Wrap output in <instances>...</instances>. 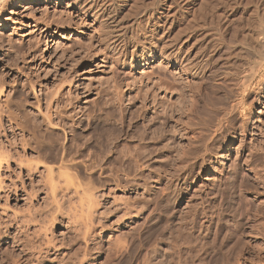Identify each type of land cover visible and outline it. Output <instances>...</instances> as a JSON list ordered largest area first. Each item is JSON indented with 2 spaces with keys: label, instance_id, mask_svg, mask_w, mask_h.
<instances>
[{
  "label": "rangeland",
  "instance_id": "374dc122",
  "mask_svg": "<svg viewBox=\"0 0 264 264\" xmlns=\"http://www.w3.org/2000/svg\"><path fill=\"white\" fill-rule=\"evenodd\" d=\"M102 1L126 24L116 52L85 12L88 0H5L0 6V109L14 114V130L4 116L7 131L0 130V156L11 157L10 166L0 167V264H264V64L246 97L250 110L240 115V91L223 75L226 60H209L205 74L191 80L159 55L149 61L130 56L160 25L163 0ZM191 1L171 0L174 20L166 30L190 42L210 31L200 36L207 55L241 5L264 19V0ZM23 114H50V129L60 114L65 129L32 136L19 129ZM227 118V134H219ZM113 137L109 144L116 147L93 160ZM85 138L93 142L80 156L75 152ZM54 146L60 153L69 149L71 160L49 159Z\"/></svg>",
  "mask_w": 264,
  "mask_h": 264
},
{
  "label": "bare ground",
  "instance_id": "6f19581e",
  "mask_svg": "<svg viewBox=\"0 0 264 264\" xmlns=\"http://www.w3.org/2000/svg\"><path fill=\"white\" fill-rule=\"evenodd\" d=\"M76 1V0H75ZM109 1V0H108ZM119 1V0H118ZM183 2L184 1H191V0H182ZM202 1V0H201ZM201 1H199V2H201ZM206 1V3H207V0H205ZM204 1V2H205ZM211 1V0H210ZM215 1V0H214ZM233 1V0H232ZM231 1V2H232ZM248 1V0H247ZM2 2H5V0H0V6H2V4H4V3H2ZM110 2V1H109ZM153 2V1H152ZM162 2H164L165 3V7H166V9L164 10V11H162L161 12V18H162V20H161V23H160V21H159V23H160V25H158L157 26V28L156 29H154V31H153V33L151 34V36H149L150 37V40L149 41H147V43L145 44V45H143V44H136V45H134L133 47H132V50L130 51V56H133V55H136V57H138L140 60H142V61H149V60H152L156 55H159V57H161V59L162 58H164V59H166L167 61H168V63H173L174 65H176L178 68H179V70L180 71H182V73H184L186 76H188V77H190V79L192 80V79H194V78H198L199 79V77L200 76H202L203 75V73H204V69L206 68V65L209 63V60H211L212 59V61H213V63H214V58H215V60L217 61L219 58H221L222 59V61H224V60H226L227 62V68L228 69H226L227 71H225L224 73H223V75L226 77V79L228 80V79H231V81H235L234 83H235V86L238 88V90L240 91V94H239V97H240V101H238V104L236 105V108H238V109H240L239 110V112H240V115L242 114L243 115V112H245V114H244V116L245 115H247L246 114V112L248 111V110H250V102H252L251 101V99L249 98V100H250V102H248L247 103V101H246V97L249 95V92H250V86L252 85V83H253V81L255 80V78H256V76H258L259 75V72H260V67H262L263 66V64H264V19H262V18H258V17H256V16H253V12H252V14H249V13H251L250 11L248 12V9L247 8H245V6H243V5H241L240 7H238L237 8V10L235 11L234 10V14H233V12H232V14H231V16H230V23H229V25H227L228 27H227V29H226V31H225V33L223 34V35H221L222 36V38H220L221 39V41L219 42V45H217V43H216V45L218 46V47H215V45L214 46H211V47H215L216 49H214V51H212L213 52V54H211L210 55V53L209 52H207V53H209L208 55L204 52V49H202L203 48V46H202V48H200V46L199 45H201L202 44V42H201V40L203 39L202 37H200L201 35H205V34H207V33H209L208 31H207V33H205V32H203V33H205V34H202L201 32V34H196L197 36L196 37H193V39H192V42H190V41H184L185 39H183L182 38V41H181V39L179 38V35L181 34L180 32H176V30H175V33H178L179 35H174V36H172V37H170L171 35H168V29H170L169 27L172 25V22H173V20H174V8L172 7V2H171V0H163ZM174 2L175 3H178L177 2V0L175 1L174 0ZM173 2V3H174ZM192 2V1H191ZM194 2V1H193ZM192 2V3H193ZM217 2V1H216ZM219 2V1H218ZM223 2H226V1H224L223 0ZM251 1H249V3H250ZM254 2V1H253ZM156 3V2H155ZM174 3V4H175ZM202 3V2H201ZM206 3H204V5H207ZM209 3V2H208ZM215 3V2H214ZM227 3V2H226ZM234 3V2H233ZM239 3V2H238ZM237 3V4H238ZM243 3H245V2H243ZM108 4V3H107ZM106 4V2H104V1H102V0H88V3H86V4H84L83 6L86 8V9H84L85 10V12H88L89 13V15L94 19V20H96L99 24H100V28L102 29L101 30V32L103 33L102 34V39L105 41V42H107V44H108V47H109V49H110V51H113V52H116V51H118L119 49H120V47H121V42L123 41V38H124V36H123V34H124V32H125V29H126V24L122 21V18L120 19H118V20H116V19H113L112 18V14H110V12H109V6ZM142 4V3H141ZM216 4V3H215ZM224 3H222V5H223ZM229 4V3H228ZM248 4V3H247ZM253 4V3H252ZM112 5V4H111ZM149 5V4H148ZM203 4H202V6H204ZM246 5V4H245ZM255 5V4H254ZM259 5V4H258ZM80 6H82V5H80ZM130 6H133V5H130ZM155 6V5H154ZM181 6V5H180ZM198 6H199V4H198ZM211 6H212V4H211ZM224 6V5H223ZM229 6H231V5H229ZM3 7V6H2ZM176 7V6H175ZM178 7V6H177ZM196 7H197V5H196ZM214 7V9H215V6L213 5L212 6V8ZM228 7V6H227ZM226 7V8H227ZM235 7V6H234ZM254 7V6H253ZM115 8H120V4H115ZM136 8V7H135ZM200 8V7H199ZM198 8V9H199ZM1 9V8H0ZM113 9V8H112ZM176 9V8H175ZM179 9V8H178ZM208 9V8H207ZM209 9H210V7H209ZM213 9V10H214ZM219 9V8H218ZM228 9V8H227ZM233 9V8H232ZM247 9V10H246ZM200 10V9H199ZM81 11H82V8H81ZM127 11H129V9L127 10ZM193 11V10H192ZM206 11V10H205ZM210 10H208V12H209ZM211 11H212V9H211ZM223 11V10H222ZM227 11V10H226ZM231 11V10H230ZM255 11V10H254ZM83 12V11H82ZM137 12H138V10H137ZM159 12V11H158ZM177 12V11H176ZM200 12V11H199ZM198 12V13H199ZM178 13V12H177ZM197 14V13H196ZM202 14V13H201ZM207 14V13H206ZM218 14V13H217ZM221 14H222V12H221ZM112 15V16H111ZM209 15V14H208ZM227 15H228V13H227ZM264 15V14H263ZM138 16V15H137ZM199 16V15H198ZM215 16V15H214ZM218 16V15H217ZM222 16H223V14H222ZM127 17V16H126ZM157 17V16H156ZM176 17V16H175ZM209 17V16H208ZM256 17V18H255ZM261 17H262V15H261ZM101 18V19H100ZM116 18V17H115ZM160 18V19H161ZM211 18V17H210ZM216 18V17H215ZM214 18V19H215ZM220 18V17H219ZM225 18H227L226 16H225ZM224 18V19H225ZM129 19V18H128ZM201 19V18H200ZM224 19H223V21H224ZM126 20V19H125ZM208 21H209V18L207 19ZM219 20V19H218ZM217 19H216V21H218ZM226 20V19H225ZM205 21V20H204ZM207 21V22H208ZM157 22V21H156ZM192 22V21H191ZM206 22V21H205ZM204 22V23H205ZM229 22V21H228ZM159 23H157V24H159ZM211 23H212V18H211ZM221 23V22H220ZM228 24V23H227ZM129 25V24H128ZM208 25H209V23H208ZM213 25V24H212ZM163 26H165V28L163 29ZM182 26V25H181ZM201 26V25H200ZM166 27H167V30H166ZM202 27V29H205V28H203V26H201ZM200 27V28H201ZM226 27V26H225ZM196 28H197V26H196ZM199 28V27H198ZM180 29V28H179ZM191 29V28H190ZM210 29H211V27H210ZM214 29V28H213ZM225 29V28H224ZM178 30V29H177ZM192 30V29H191ZM152 31V30H151ZM187 31V30H186ZM205 31V30H204ZM211 31H212V29H211ZM144 32V31H143ZM183 32V31H182ZM191 32V31H190ZM197 32V31H196ZM215 32V31H214ZM213 31H212V33H214ZM174 33V32H173ZM174 33V34H175ZM185 33V32H184ZM188 33H189V31H188ZM223 33V32H222ZM190 34V33H189ZM173 35V34H172ZM184 35V34H183ZM211 35V34H210ZM127 36V35H126ZM194 36V35H193ZM123 37V38H122ZM186 37H188V36H186ZM200 37V38H199ZM211 37V36H210ZM209 37V38H210ZM192 38V37H191ZM212 38V37H211ZM210 38V39H211ZM215 38V37H214ZM216 38H217V36H216ZM135 39V38H134ZM209 39V40H210ZM205 40V39H204ZM133 41V40H132ZM136 41V40H135ZM134 41V42H135ZM203 41V40H202ZM142 42V41H141ZM201 42V43H200ZM207 43H209V41H206ZM206 42H204V43H206ZM217 42V41H216ZM200 43V44H199ZM121 44V45H120ZM211 44V43H210ZM213 45V44H212ZM185 46V47H184ZM185 48V49H183V50H185V51H183L181 48ZM205 47H207V45L205 46ZM204 47V48H205ZM205 49H207V48H205ZM210 49V48H209ZM208 50V49H207ZM206 51V50H205ZM182 52H186L185 53V55H184V53L182 54ZM228 56H229V58H228ZM220 59V60H221ZM227 59H229V60H227ZM219 60V61H220ZM215 61V62H216ZM222 61H221V63H222ZM212 63V64H213ZM218 64V63H217ZM208 66V65H207ZM205 67V68H204ZM223 67V66H222ZM205 74V73H204ZM173 75V74H172ZM261 75V74H260ZM161 77V76H160ZM159 77V78H160ZM173 78V77H172ZM161 79V78H160ZM163 79V78H162ZM199 81V80H198ZM259 81V80H258ZM1 82V81H0ZM68 82V81H67ZM161 82V81H160ZM164 82V81H163ZM171 82H172V80H171ZM28 83H30V82H28ZM159 83V82H158ZM194 83V82H193ZM159 84H161L162 85V83H159ZM179 84V83H178ZM259 84V83H258ZM70 85V84H69ZM168 85V84H167ZM176 85V84H175ZM256 85V84H255ZM172 86V85H171ZM174 86V85H173ZM194 86V85H193ZM254 86V85H253ZM257 86V85H256ZM32 87H33V85H32ZM159 87V86H158ZM166 88H168L167 86H165ZM57 88V87H56ZM159 88H161V87H159ZM165 88V90H167ZM173 88V87H172ZM190 88V87H189ZM31 89V88H30ZM254 90V89H253ZM21 91V90H20ZM32 91H33V89H32ZM170 91V90H169ZM172 91H174L173 89H172ZM190 91H191V89H190ZM1 92H2V89H0V94H1ZM54 96H56V99L54 100L56 103H58V96H59V94H57V92H56V89L54 90ZM164 92H166V91H164ZM175 92V91H174ZM256 92V91H255ZM170 93H172V92H170ZM239 93V92H238ZM252 93V92H251ZM18 95V94H17ZM49 95H50V93H49ZM53 95V94H52ZM52 95H50V96H52ZM170 95V94H169ZM254 95V94H253ZM48 97V96H47ZM36 98V97H35ZM164 98V97H163ZM179 98V97H178ZM45 99H47L46 97H45ZM25 100V99H24ZM171 100V99H170ZM46 101H49V100H46ZM237 101V100H236ZM24 102V101H23ZM51 102V101H50ZM5 103V102H4ZM34 103V102H33ZM37 103H38V101H37ZM8 104V103H7ZM15 104V103H14ZM30 104V103H29ZM153 104V103H152ZM1 105V104H0ZM3 105V104H2ZM10 105V104H9ZM20 105H22V104H20ZM35 105V104H34ZM113 105V104H112ZM161 105V104H160ZM167 105V104H166ZM252 105V104H251ZM18 106V105H17ZM23 106H25V105H23ZM22 106V107H23ZM37 106V105H36ZM8 107H10V106H8ZM26 107V106H25ZM29 107H31V105L29 106ZM28 107V108H29ZM38 107V106H37ZM46 107H47V105H46ZM61 107V106H60ZM152 107H153V105H152ZM24 108V107H23ZM36 108V107H35ZM39 108V107H38ZM37 108V109H38ZM63 108V107H62ZM234 108V107H233ZM7 108H4V107H1V109H0V130L2 129V132H5V131H7V128L5 127V126H3V125H1V122H2V118H3V116L5 117V119H6V121H7V123H8V129L10 130V131H13L14 130V126L12 125V124H10L11 123V120L13 119L11 116L12 115H14V114H12L11 116L9 115V111H7L6 110ZM13 109V108H12ZM19 109V108H18ZM142 109V108H141ZM20 110H22V109H20ZM24 110V109H23ZM29 110V109H28ZM27 110V111H28ZM39 110V109H38ZM60 110V109H59ZM234 110H236V109H234ZM25 111V110H24ZM27 111H25V112H27ZM37 111V110H36ZM49 111V110H48ZM110 111V110H109ZM238 111V110H237ZM8 114H7V113ZM11 112H13V111H11ZM21 112V111H20ZM24 112V113H25ZM30 112V111H29ZM29 112H27V113H29ZM38 112V111H37ZM36 112V113H37ZM161 113L160 114H162V113H164L165 115H167V111L166 110H163V111H160ZM23 113V112H22ZM49 113V112H48ZM56 113V112H55ZM158 113V112H157ZM169 113V112H168ZM231 113V112H230ZM6 114V115H5ZM30 114V113H29ZM35 114V113H34ZM57 114V113H56ZM155 114V113H154ZM234 114V113H233ZM239 114V113H238ZM18 115V114H17ZM24 115H27V114H23V120H22V123L23 124H18V125H20V128L19 129H21V131L23 130V131H25L27 134H31L32 136L33 135H38L39 136V134L42 136L43 134H45V133H48V131H51L52 130V133H53V130L54 131H56V130H59V129H65V127H64V124H61V122H62V118L60 117V114H58L57 116L59 117V118H57V119H61V120H59L60 122L57 124V126H55L56 128L55 129H50V126H49V124H51V126H54L53 124H52V119H51V115L49 114V115H47L46 116V119L44 118L43 119V117L45 116V114H44V116L42 117V119H40L38 116H36V115H34V116H31V115H28V116H25V117H27V118H25L24 117ZM33 115V114H32ZM41 115V114H40ZM62 115H64V114H62ZM66 115V114H65ZM70 115V114H69ZM155 115H157V114H155ZM16 116V115H15ZM53 116V115H52ZM155 117V116H154ZM157 117V116H156ZM243 117V116H242ZM241 117V118H242ZM17 118V117H16ZM66 118V117H65ZM70 118V117H69ZM4 119V118H3ZM19 119H20V117H19ZM71 119V118H70ZM158 119H159V117H158ZM231 119V118H230ZM45 120H47V124H45L46 123V121ZM160 120V119H159ZM158 120V121H159ZM5 121V120H4ZM19 121V120H18ZM21 121V120H20ZM156 121V120H155ZM14 122V121H13ZM162 122V121H161ZM67 123V122H66ZM160 123V122H159ZM220 123V122H219ZM219 123H218V125H219ZM15 124V123H14ZM17 124V123H16ZM221 124V123H220ZM228 124H229V119L227 118V119H225L224 121H223V123L221 124V125H219L218 126V132H219V134H222V135H226L227 134V129H228ZM5 125V124H4ZM17 126V125H16ZM18 127V126H17ZM240 127V126H239ZM155 128V127H154ZM17 129V128H16ZM155 130V129H154ZM153 130V131H154ZM160 130V129H159ZM19 131V130H18ZM240 133L242 134H244L245 132H246V124L244 125H241V127H240ZM15 132V131H14ZM54 133H56V132H54ZM58 133V132H57ZM226 133V134H225ZM49 134V133H48ZM234 134L235 133H233V136H234ZM238 134V133H237ZM6 135V134H5ZM14 135H16V134H14ZM23 135V134H22ZM55 135V134H54ZM141 135H142V133H141ZM147 135V134H146ZM154 135H156V134H154ZM2 136V135H1ZM4 136V135H3ZM47 136V135H46ZM85 136V135H84ZM84 136H81V137H84ZM117 136V135H116ZM54 137V136H53ZM81 137H79V139L81 138ZM106 137H107V135H106ZM154 137V136H153ZM152 137V138H153ZM236 137V136H235ZM256 137V136H255ZM21 138V137H20ZM35 138H36V136H35ZM40 138V137H39ZM42 138V137H41ZM45 138V137H44ZM52 138V137H51ZM117 138V137H116ZM115 138V139H116ZM158 138V137H157ZM50 139V138H49ZM60 139V138H59ZM74 139V138H73ZM99 139V138H98ZM104 139H106V138H104ZM108 139V138H107ZM114 139V137L113 138H110V140H106V142H104V140H103V144L101 145V148L98 150L99 152H98V154H96V153H94V151H93V153H94V157L93 158H95V159H93V160H98L99 158H102V159H105V157L107 156V154H109L110 152H111V150H113V148H115L116 147V144H114L113 145V143H111V144H109L111 141L113 142V140H115ZM40 140V139H39ZM38 140V142H40ZM43 140V139H42ZM82 140H83V138H82ZM81 140V141H82ZM90 139H87V138H85L84 139V141H82V143L79 141V143H81V146H77V151L75 152V153H77L78 155H82L83 154V151H84V149H86V147L87 146H89L90 144H92V142L93 141H89ZM97 140V139H96ZM139 140V139H138ZM147 140V139H146ZM23 141V140H22ZM25 141V140H24ZM23 141V142H24ZM52 141H53V139H52ZM59 141V140H58ZM89 141V142H88ZM110 141V142H109ZM145 141V140H144ZM17 142H19V141H17ZM36 142H37V140H36ZM42 142V141H41ZM43 142H45V141H43ZM256 142V141H255ZM20 143H22V142H20ZM25 143V142H24ZM26 143H27V140H26ZM48 143V142H47ZM46 143V144H47ZM56 143V142H55ZM54 143V144H55ZM75 143V142H74ZM78 143V142H77ZM78 143V144H79ZM242 143V142H241ZM264 143V142H263ZM40 144H42V143H40ZM53 144V143H52ZM2 145V144H1ZM22 145V144H21ZM26 145V144H25ZM44 145H45V143H44ZM59 145H60V143H59ZM58 145V146H59ZM77 145V144H76ZM111 145H113V146H111ZM8 146V145H7ZM11 146V145H10ZM30 145H28V147H29ZM37 146H39V143H38V145ZM42 147H43V144L41 145ZM58 146H57V148H58ZM60 146H62V145H60ZM59 146V147H60ZM9 147V146H8ZM50 147H53L52 145H50ZM49 147V148H50ZM55 148H56V146H54ZM127 147V146H126ZM149 147V146H148ZM153 147V146H152ZM2 148V147H1ZM23 148V147H22ZM39 148H41L40 146H39ZM55 148H52V152H53V155H52V158H49V159H57L58 157L60 158L61 157V155H62V158H60L61 160V162H65L66 160L67 161H70L71 160V158L73 157V156H71V155H69L68 154V152H70V151H68L66 148H64L63 147V149H62V152L60 153V151H58V149H60V148H56L57 150H55ZM74 148V147H73ZM76 148V147H75ZM99 148V147H98ZM239 148V147H238ZM5 149V148H4ZM45 149V148H44ZM43 149V150H44ZM94 149H97V148H94ZM8 150V149H7ZM23 150V149H22ZM32 150V149H31ZM41 150V149H40ZM48 149L46 148V151H47ZM50 150V149H49ZM4 151V150H3ZM2 151V152H3ZM9 151V150H8ZM46 151H45V153H46ZM2 152H0V153H2ZM51 152V151H50ZM51 152V153H52ZM73 152V151H72ZM71 152V153H72ZM87 152V151H86ZM7 153V152H6ZM48 153V152H47ZM59 153H60V156H59ZM92 153V152H91ZM131 153V152H130ZM4 154V153H3ZM8 154V153H7ZM12 154V153H11ZM10 154V155H11ZM44 154V153H43ZM42 154V155H43ZM253 154V153H252ZM2 155V154H1ZM6 155V154H5ZM13 155V154H12ZM45 155V154H44ZM51 155V154H50ZM68 155L69 156H71L69 159H66L67 157H68ZM14 156V155H13ZM16 156H18V155H16ZM46 156V155H45ZM47 156H48V154H47ZM90 156H91V154H90ZM89 156V157H90ZM219 156V155H218ZM1 157V156H0ZM10 156H5V158H3V157H1V159H0V167H1V165L2 164H7L8 163V161H9V159H11V157L9 158ZM20 157V156H19ZM49 157V156H48ZM47 157V158H48ZM79 157V156H78ZM92 157V156H91ZM259 157V156H258ZM257 157V158H258ZM45 158V157H44ZM12 159H13V157H12ZM25 159V158H24ZM91 159V158H90ZM253 159V158H252ZM264 159V158H263ZM20 160V159H19ZM19 160H18V162H19ZM233 160V159H232ZM27 161H29V160H27ZM31 161V160H30ZM51 161V160H50ZM56 161V160H55ZM58 161V160H57ZM91 161V160H90ZM102 161V160H101ZM17 162V163H18ZM20 162H21V160H20ZM22 162H23V160H22ZM24 162H26L25 160H24ZM117 162V161H116ZM29 163V162H28ZM58 163H59V161H58ZM67 163V162H66ZM92 163V162H91ZM90 163V164H91ZM20 164V163H19ZM18 164V165H19ZM23 164V163H22ZM74 164H76V163H74ZM8 165V164H7ZM27 165V164H26ZM25 165V166H26ZM30 165H33V164H31L30 163ZM29 164H28V166H30ZM36 166H37V163L35 164ZM66 165H68V163L66 164ZM65 165V167H67ZM8 166H10V165H8ZM28 166H26L27 168H28ZM34 166V165H33ZM36 166H35V168H36ZM55 166V165H54ZM60 166V165H59ZM73 166V165H72ZM71 166V167H72ZM75 166V165H74ZM77 166V165H76ZM98 166H99V164H98ZM7 167V166H6ZM53 167V166H52ZM18 168V167H17ZM29 168H31V167H29ZM61 168V167H60ZM63 169H65L64 167H62ZM251 168V167H250ZM25 169V168H24ZM59 169V168H58ZM75 169V168H74ZM259 169V168H258ZM29 170H31V169H29ZM76 170V169H75ZM242 170V169H241ZM32 171V170H31ZM46 171H47V173H48V175L49 176H47V177H49L48 179V182L49 183H51V182H53V180H51L52 178H51V176H53L52 174H51V176H50V173H51V168H46ZM29 172V171H28ZM63 172V171H62ZM67 172V171H66ZM26 173V172H25ZM74 173V172H73ZM19 174V173H18ZM60 174H62L61 172H60ZM70 174V173H69ZM69 174H65L64 176H65V178H66V180L69 182V180H71L70 179V175ZM258 174V173H257ZM55 175H56V173H55ZM57 175H59V174H57ZM56 175V176H57ZM63 175V174H62ZM62 175H60V177L62 176ZM256 175V174H255ZM72 176V175H71ZM55 177V176H54ZM58 177V176H57ZM63 177V176H62ZM73 177V176H72ZM75 177V176H74ZM77 177V176H76ZM258 177V176H257ZM56 178V177H55ZM90 178V177H89ZM62 179V178H61ZM92 179V178H91ZM231 179V178H230ZM234 179V178H233ZM72 181V180H71ZM70 181V183H73V182H71ZM225 181V180H224ZM237 181V180H236ZM240 181V180H239ZM1 182V181H0ZM48 182H47V185H48ZM56 182V181H55ZM232 182V181H231ZM19 184V183H18ZM52 184H54V183H52ZM74 184V183H73ZM244 184V183H243ZM14 185V184H13ZM55 185V184H54ZM78 187V186H77ZM82 187V186H81ZM1 188V187H0ZM54 188H55V186H53V185H51V192H52V198L54 199V196H53V192H54ZM75 188V187H74ZM10 189V188H9ZM9 189H7V190H9ZM16 189V188H15ZM86 189H88V188H86ZM225 189V188H224ZM14 190V189H13ZM81 190V189H80ZM82 190H84V189H82ZM76 191V190H75ZM74 191V192H75ZM87 191V190H86ZM85 191V192H86ZM162 191V190H161ZM5 192H7V191H5ZM10 192H12L11 190L9 191V193ZM14 193H15V190L13 191ZM77 192V191H76ZM75 192V193H76ZM79 192V191H78ZM77 192V194H79ZM88 192V191H87ZM86 192V193H87ZM222 192V191H221ZM55 193V192H54ZM223 193V192H222ZM8 195V194H7ZM82 195V194H81ZM240 195V194H239ZM86 196V195H85ZM29 197V196H28ZM79 197H81V196H79ZM88 199V198H87ZM30 200V199H29ZM78 201H80V202H82L81 201V199L80 200H78ZM86 201V200H85ZM85 203V202H84ZM87 203H88V201H87ZM86 203V204H87ZM80 204V203H79ZM91 205V204H90ZM89 205V206H90ZM82 206V205H81ZM87 206V205H86ZM88 206V207H89ZM83 208V207H82ZM83 209H85V208H83ZM89 209V208H88ZM91 210V209H90ZM90 212V211H89ZM89 214V213H88ZM53 218V217H52ZM52 218H51V220H52ZM28 222H30V221H28ZM49 222H50V220H49ZM53 224V223H52ZM9 236V235H8ZM47 241H49V240H47ZM52 243V242H51ZM46 252V251H45ZM38 255V254H37ZM42 256V255H41ZM178 256V255H177ZM43 258V257H42ZM44 259V258H43ZM47 260V259H46ZM199 261V260H198Z\"/></svg>",
  "mask_w": 264,
  "mask_h": 264
}]
</instances>
